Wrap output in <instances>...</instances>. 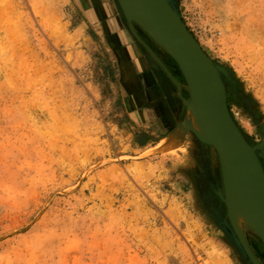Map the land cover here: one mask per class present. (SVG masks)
I'll list each match as a JSON object with an SVG mask.
<instances>
[{
	"label": "rangeland",
	"instance_id": "374dc122",
	"mask_svg": "<svg viewBox=\"0 0 264 264\" xmlns=\"http://www.w3.org/2000/svg\"><path fill=\"white\" fill-rule=\"evenodd\" d=\"M177 2L187 30L228 72L235 125L260 145L264 0ZM112 3L120 23L109 17L100 34L73 0H0V264H245L192 194L191 171L205 159L195 154V138L161 153L176 128L149 124L141 108L130 120L122 115L133 105L125 103L124 67L140 72V64H157ZM105 32L133 37L128 63ZM143 43L173 69L158 46ZM159 80L168 93L172 82L165 73ZM207 158L215 171V153ZM242 231L264 264L259 239Z\"/></svg>",
	"mask_w": 264,
	"mask_h": 264
},
{
	"label": "water",
	"instance_id": "95a60500",
	"mask_svg": "<svg viewBox=\"0 0 264 264\" xmlns=\"http://www.w3.org/2000/svg\"><path fill=\"white\" fill-rule=\"evenodd\" d=\"M137 1L139 3L137 4L139 11H137L136 8L138 7L131 0H115L119 14L124 19L130 34L154 59L157 66L178 89L179 99L183 105L179 117L183 116V119L179 118L176 130L182 128L183 138L190 135L189 133H193L192 136L203 147H209L208 145L214 147L221 162V170L224 171L226 176H228V173L232 175H229V184L234 187L237 184L238 189L241 190L239 192L244 198L242 200L254 212L256 217L255 225L246 224L245 220H242L241 223L238 217L233 218L232 209L227 204L226 198L220 195L221 201L226 204V218L228 220V224L217 220L218 224L223 228L222 232L226 234L227 238L232 239L245 264L252 263L251 257L259 264L244 239L243 227H239V225L243 224L244 227H248L264 248V138L263 143L254 148L255 155L261 159V163H259L257 157L253 156L254 150L252 151L249 147V141H247L248 143L245 142L237 129L238 127L229 117L223 93L221 92L220 94V104L219 100L215 98L214 86L220 89L221 81L219 75L216 81L209 70L216 68L220 76L227 78L226 71L218 65H213L202 52L195 38L183 25L177 0ZM134 26L174 61L175 67H178L181 71L183 79L189 88L191 93L190 101L187 102L182 99L181 89L145 43L136 35ZM160 87H162L166 99L169 100V95L166 93V88L162 82ZM213 102L215 105H213ZM190 103L194 108L196 117L203 118L204 116L207 119L206 126H203L204 132L202 130L196 133L190 132L192 131L190 130L191 125L185 115V112L191 106ZM219 106L220 108H218ZM181 121L182 124L180 123ZM249 155L252 158L251 163L245 160V157ZM239 166L243 172L242 175H237V172H239L237 167ZM238 184H241L240 188ZM244 208L247 209V207Z\"/></svg>",
	"mask_w": 264,
	"mask_h": 264
},
{
	"label": "bare ground",
	"instance_id": "6f19581e",
	"mask_svg": "<svg viewBox=\"0 0 264 264\" xmlns=\"http://www.w3.org/2000/svg\"><path fill=\"white\" fill-rule=\"evenodd\" d=\"M131 2L135 3L136 7H138L137 4H139V3L137 0L136 1L131 0ZM136 9H137V11H139V7ZM113 23L114 24L116 23L118 26L119 23L117 21V18L113 19ZM183 25H184V23H183ZM202 52L204 53L203 50H202ZM206 57L208 58L207 55H206ZM171 61L173 63V69L172 70L171 69L168 70L165 67V65H163V66L166 69L167 73L172 77V79L174 80V82L178 86L179 85L184 86V88L186 90V95L184 97H182V99L184 101L188 102V101H190V94H191L189 92V88L183 79V75L181 74V71L178 69V67L177 68L175 67L176 64L174 63V61L173 60H171ZM213 65H214V63H213ZM209 71H210L212 77L214 79H216V81H217V77L219 75V78L221 81V87L219 89V87L216 88L214 86V95H215V98L217 100H219V104H220L221 103L220 94H221V92L223 93V99H224V102L226 103L227 112L229 114V117L232 119L231 112H230L228 104H227L228 88H227L226 78L223 76H220V73L216 68L214 70L210 69ZM226 73H227V77H228V72L226 71ZM167 91H168L167 94L169 95V101H170L171 94H170L169 90H167ZM182 92H183V89H182ZM163 95L165 96L164 91H163ZM191 102L193 103V101H191ZM190 105H191L190 108L187 109L188 111L185 112V115L187 116L188 123H190V125H191L190 130H192V131H190V132L196 133L197 131L201 132V130L204 132L203 126H206L207 119L204 116H203L204 119L202 117L200 118L199 116L196 117L195 112H194V108H193L191 103H190ZM213 105H215L214 102H213ZM218 108H220V106ZM182 117L183 116H181L179 118H181V120H182L183 119ZM232 121H233V119H232ZM180 123L182 124V121ZM237 129L239 130V132H240L242 138L245 140V142L248 143L247 142L248 140L245 138V135H243V133L240 131L239 128H237ZM189 134L193 135V133L192 134L189 133ZM182 138H183L182 128L175 130V132L173 134H171L168 137L163 139L161 145L158 147L160 149V152L161 153H168V152L172 151L173 149L177 148L178 147V140L183 141V139L185 137L183 139ZM248 144H249V147L251 148V150L252 151L254 150L253 156L257 157L255 155L256 153H255V149H254L256 145L255 144L253 145L250 142ZM208 146L209 147H203L199 144V142L197 140L195 141V145H194L195 154H200L201 158L203 156L205 159H204V163L203 164L198 163L199 166H196L197 169H193L191 171V174H190V180L194 181V186L192 189L193 190L192 194H193L194 198H196L198 200L200 197L202 203L204 204V207H205L207 213L212 214L213 217H215V219L220 220V221L225 223L226 222L225 216H226L227 210H226V204L221 201V198H220V195H221L222 197L226 198L227 204H229L230 208L232 209L234 219L236 217H238L241 220V223H242V220H245L246 224L249 223L251 226L255 225V222H254L256 220L255 214L253 211H251L248 208V205L242 200L244 198H243L242 194L239 192L241 190L238 189L237 184L235 185V187L231 186L229 184V181H230L229 175L232 176L231 173H228V176L225 175L224 171L221 170L222 169L221 162H220L219 156L216 154L214 147L211 145H208ZM210 151H213V152L215 151L214 152L215 157L217 158L218 165H217V168L215 169V171H211L210 160H208V158H207ZM245 160L247 162L251 163L252 162L251 155L245 157ZM257 160L259 163H261V159L259 157H257ZM199 161L200 160H198V162ZM237 168L239 170V172H237V175H240V174L242 175L243 172H242V170H240V166ZM227 178H228V180H227ZM223 180H224V182H223ZM238 185L240 188L241 184H238ZM244 207H247V209H245ZM242 218H244V219H242ZM239 227H244V225L243 224L239 225ZM246 229L249 230L248 227ZM249 231L251 233H253L251 230H249ZM262 251H263L262 253H264L263 246H262ZM252 254L257 259V261L259 262V259L255 256L256 253L252 252ZM251 259H252L253 264H258L254 261L255 260L254 258L251 257ZM251 259H250V261H251ZM259 264H260V262H259Z\"/></svg>",
	"mask_w": 264,
	"mask_h": 264
},
{
	"label": "crops",
	"instance_id": "0c3cea01",
	"mask_svg": "<svg viewBox=\"0 0 264 264\" xmlns=\"http://www.w3.org/2000/svg\"><path fill=\"white\" fill-rule=\"evenodd\" d=\"M73 1L76 3V6H78L79 8L82 9L83 15L82 14L81 15L84 17V24H86L88 26L89 30L91 28L96 27V25H98V27L100 28V32H101L100 34H102V29L105 30V27H108V26L110 27L109 21H106V20L109 19V17L116 19V16H114V14H112L113 11L111 8V4H113L112 3L113 0H73ZM118 23H120V22L118 21ZM105 34H106L105 37L109 39L110 44L115 45L117 47L115 49H119L120 51H123L125 53V56H127V59L130 60V58H129L130 53H131V51H130L131 46L130 45L132 43H134L136 45V42H135V40H133V37L129 33H124V32H119V34H117L115 32H105ZM100 36L102 38V35H100ZM138 48H139V46H138ZM152 80H153V78H152ZM157 83L160 86L161 82L159 79H157ZM151 84L152 83L150 82V79H149V81L147 80L145 83L143 82L142 83V89L146 88V85L150 86ZM172 85L170 87L169 86L168 87L171 89ZM169 88L167 90H169L170 94H171L170 101L168 99H166L164 96L163 97L166 99V101L163 100L162 98L158 97V96H155L157 107L153 110L149 109V106L146 103L141 104L137 98H135V101H134V99L132 100V95H130V93H129L127 95L128 99L125 100V103H126V101L130 102V100H131V102L135 106L132 105V108H130V110H128L125 107L126 111L123 112L122 115L124 117L128 116L127 118H129V120H130L132 114L135 112H138V110H140V108H141V110L147 112L148 117L146 119H149V120H147V121H149V124L151 121H153L154 123L155 122L158 123V121H156V120L159 118V115H160V116H164L166 119V123L164 126V127H166V130L168 128L174 130L177 126L178 121H179L180 107H179L175 97H173V91L170 90ZM172 89H173V87H172ZM161 90H162V87H161ZM162 93H163V90H162ZM127 125H129V124H127ZM132 125L134 126L135 122H133ZM129 127L132 128L131 125H129ZM145 128L147 129L149 127L147 126ZM168 131H170V130H168ZM166 135H165V138L168 137L170 135V133H167ZM160 141H162V140H160ZM178 152H181V150ZM180 188H182V187H180Z\"/></svg>",
	"mask_w": 264,
	"mask_h": 264
},
{
	"label": "flooded vegetation",
	"instance_id": "af4514ba",
	"mask_svg": "<svg viewBox=\"0 0 264 264\" xmlns=\"http://www.w3.org/2000/svg\"><path fill=\"white\" fill-rule=\"evenodd\" d=\"M134 30L139 39L142 42H146L147 38L141 33V31L136 27H134ZM111 46V48H113L114 50L115 48H117L115 45ZM121 56H123L122 60L125 61V63L126 61L128 62L127 56H125V53L123 51ZM124 68L125 71L123 73V78L125 79L126 84L129 86V89L131 90L130 95H132L134 98H137L141 104L146 103L149 106V109H155L157 107L155 96H158V91L160 92V98L166 101V99L163 97L164 95L162 93L161 87L157 83V79H161L164 76V73L158 66H156V68H153V66L149 62V69L146 68V70L140 64V72L132 71V69H130V67L127 65ZM149 79L152 84L150 86L146 85V88L142 89V83H145L147 80L149 81ZM156 121H158L160 125H163V127L165 126L166 119L164 116L159 115V118Z\"/></svg>",
	"mask_w": 264,
	"mask_h": 264
}]
</instances>
